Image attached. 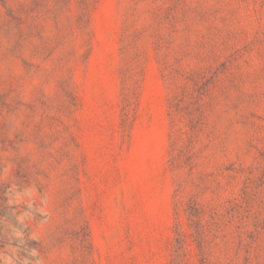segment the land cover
Here are the masks:
<instances>
[{
  "label": "rangeland",
  "instance_id": "rangeland-1",
  "mask_svg": "<svg viewBox=\"0 0 264 264\" xmlns=\"http://www.w3.org/2000/svg\"><path fill=\"white\" fill-rule=\"evenodd\" d=\"M29 188L21 225L9 199ZM13 248L264 264V0H0V258Z\"/></svg>",
  "mask_w": 264,
  "mask_h": 264
},
{
  "label": "clouds",
  "instance_id": "clouds-1",
  "mask_svg": "<svg viewBox=\"0 0 264 264\" xmlns=\"http://www.w3.org/2000/svg\"><path fill=\"white\" fill-rule=\"evenodd\" d=\"M36 199V190L34 188L25 189L23 193H16L15 199H9V204H20L22 202L27 203L26 210L19 216L16 217L17 222L21 225L25 223V220H31L33 213L31 209L33 207V203ZM41 205H47V200L43 197L40 199ZM37 211L41 213V215H45L44 207L38 208ZM13 234L17 240H23L24 233L21 229L13 227ZM31 239H38L36 236H32ZM12 255L4 258H0V264H15L14 256L16 255L18 248H13ZM34 258V259H30ZM24 264H43V260L39 258V252L37 249L32 248L28 251V254L24 257Z\"/></svg>",
  "mask_w": 264,
  "mask_h": 264
},
{
  "label": "trees",
  "instance_id": "trees-1",
  "mask_svg": "<svg viewBox=\"0 0 264 264\" xmlns=\"http://www.w3.org/2000/svg\"><path fill=\"white\" fill-rule=\"evenodd\" d=\"M186 213L188 214L189 218L194 222L195 227L198 230H202V226H201V221H202V216H203V212L202 209L197 208L193 203H190ZM216 217V213H213L211 215V219L215 220ZM181 235V234H180ZM181 239V237L179 238ZM178 239V244H181V240Z\"/></svg>",
  "mask_w": 264,
  "mask_h": 264
}]
</instances>
